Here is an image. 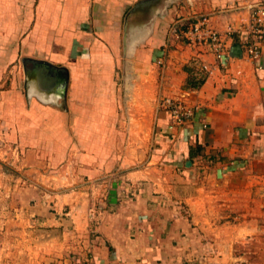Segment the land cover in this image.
<instances>
[{
  "label": "crops",
  "instance_id": "crops-1",
  "mask_svg": "<svg viewBox=\"0 0 264 264\" xmlns=\"http://www.w3.org/2000/svg\"><path fill=\"white\" fill-rule=\"evenodd\" d=\"M80 1L67 0V20H78L112 47L121 45L124 19L127 45L146 47L151 67L161 69L152 75L157 100L149 155L140 169L110 180L103 199L60 194L29 205L23 215L27 226L12 232L13 258L4 256L1 264H56L70 251L85 253L90 235L96 236L91 250L100 264L194 259L205 251L201 240L214 231L212 202L238 207L237 200L232 206L229 187H248L252 179L264 177V47L252 60L236 35L227 41L226 58L218 60L210 46L165 42L172 22L187 18L208 16L221 32L230 24L238 28L249 20L247 5L256 0ZM99 31L108 36L102 38ZM165 97H182L191 117L173 122L159 106ZM113 152L108 151L109 159ZM37 237L44 244L40 252Z\"/></svg>",
  "mask_w": 264,
  "mask_h": 264
},
{
  "label": "rangeland",
  "instance_id": "rangeland-1",
  "mask_svg": "<svg viewBox=\"0 0 264 264\" xmlns=\"http://www.w3.org/2000/svg\"><path fill=\"white\" fill-rule=\"evenodd\" d=\"M66 2L0 0V264L13 258L12 232L27 226L29 205L60 194L103 199L110 180L140 169L149 155L157 100L152 75L161 69L151 67L146 47L127 45L124 19L121 45L111 47L98 32L67 20ZM191 22L173 21L165 44L180 41L175 31ZM166 98L159 106L174 122ZM261 184L264 177L229 187L238 207L212 202L214 231L201 240L205 251L180 264H264ZM94 239L90 235L85 253L70 251L56 264L95 258ZM35 245L38 252L44 246L39 237Z\"/></svg>",
  "mask_w": 264,
  "mask_h": 264
},
{
  "label": "built area",
  "instance_id": "built-area-1",
  "mask_svg": "<svg viewBox=\"0 0 264 264\" xmlns=\"http://www.w3.org/2000/svg\"><path fill=\"white\" fill-rule=\"evenodd\" d=\"M247 6L250 10L249 20L238 28L230 24L225 32H221L212 26L208 16H200L189 25L176 30L175 36L191 46H210L216 58L223 60L227 56L228 39L237 35L247 56L257 60L264 47V1L251 2ZM165 103L177 124L184 123L193 114L192 108L182 97H167ZM78 263L100 264L95 258H87Z\"/></svg>",
  "mask_w": 264,
  "mask_h": 264
},
{
  "label": "trees",
  "instance_id": "trees-1",
  "mask_svg": "<svg viewBox=\"0 0 264 264\" xmlns=\"http://www.w3.org/2000/svg\"><path fill=\"white\" fill-rule=\"evenodd\" d=\"M185 26H186V25H185ZM185 26H184V27H185ZM203 79H204V78H203ZM203 79H201V82L203 81Z\"/></svg>",
  "mask_w": 264,
  "mask_h": 264
},
{
  "label": "water",
  "instance_id": "water-1",
  "mask_svg": "<svg viewBox=\"0 0 264 264\" xmlns=\"http://www.w3.org/2000/svg\"><path fill=\"white\" fill-rule=\"evenodd\" d=\"M129 33L127 32V35H128ZM130 35V34H129Z\"/></svg>",
  "mask_w": 264,
  "mask_h": 264
}]
</instances>
